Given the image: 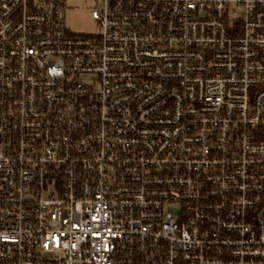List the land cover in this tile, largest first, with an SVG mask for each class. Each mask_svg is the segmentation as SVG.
I'll use <instances>...</instances> for the list:
<instances>
[{
	"label": "built area",
	"instance_id": "2783aa9c",
	"mask_svg": "<svg viewBox=\"0 0 264 264\" xmlns=\"http://www.w3.org/2000/svg\"><path fill=\"white\" fill-rule=\"evenodd\" d=\"M0 0V264H264V0Z\"/></svg>",
	"mask_w": 264,
	"mask_h": 264
},
{
	"label": "rangeland",
	"instance_id": "374dc122",
	"mask_svg": "<svg viewBox=\"0 0 264 264\" xmlns=\"http://www.w3.org/2000/svg\"><path fill=\"white\" fill-rule=\"evenodd\" d=\"M93 0H68L65 22L71 34H95L100 31L98 22L92 18Z\"/></svg>",
	"mask_w": 264,
	"mask_h": 264
}]
</instances>
